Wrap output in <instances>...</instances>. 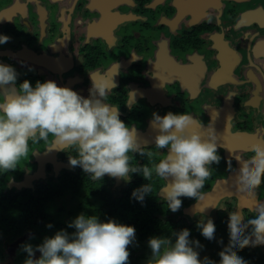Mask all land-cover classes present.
Listing matches in <instances>:
<instances>
[{
  "label": "flooded vegetation",
  "instance_id": "1",
  "mask_svg": "<svg viewBox=\"0 0 264 264\" xmlns=\"http://www.w3.org/2000/svg\"><path fill=\"white\" fill-rule=\"evenodd\" d=\"M0 34L11 38L0 45V63L17 70V85L54 80L89 97L91 77L112 81L107 103L152 154L129 152L130 166L152 168L167 155L154 144V112L192 115L190 130L202 139L216 136L221 156L209 166L205 199L197 205L181 197L174 213L163 196L167 180L154 172L151 180L138 173L94 180L69 164L75 148L29 141V156L0 172V264H24L22 244L35 247L62 229L75 232L68 223L81 213L135 227L130 264H147L150 238L174 242L173 233L184 228L203 245L199 258L218 264L229 243V212L238 208L247 220L264 203V184L252 198L235 183L241 167L235 157L242 162L254 155V144H264V0H0ZM148 183L153 191L142 203L132 197ZM209 218L214 240L197 228ZM236 251L256 264L264 245Z\"/></svg>",
  "mask_w": 264,
  "mask_h": 264
},
{
  "label": "clouds",
  "instance_id": "2",
  "mask_svg": "<svg viewBox=\"0 0 264 264\" xmlns=\"http://www.w3.org/2000/svg\"><path fill=\"white\" fill-rule=\"evenodd\" d=\"M10 39L0 34V45ZM91 79L90 95L83 97L54 80H38L33 86L26 79L17 85V70L0 63V172L15 170L21 159L29 156V141H44L48 149L75 148L76 155L69 154V164L81 167L94 180L105 175L127 180L131 173L151 180L154 172L167 180L163 196L174 213L182 207L181 197L194 198L200 204L207 195L202 189L212 177L209 166L221 160L216 136L202 139L198 131L190 130L195 120L186 112L169 111L163 116L154 112L151 123L158 129L154 144L157 149H166L167 155L152 168L130 166L129 152L152 154L142 151L136 128L129 127L120 119L119 109L107 103L108 92L115 88L112 81L110 85L103 79ZM252 151L254 155L242 162L235 157L241 163L235 183L237 191L255 198L264 184V144H254ZM152 191L148 183L135 189L132 197L142 203ZM254 212V218L247 220L238 208L229 212V243L219 252L218 264H247L236 249L264 245V203ZM68 227L75 232L62 229L35 247L22 244L21 250L27 253L24 264H130L129 246L136 240L134 226L115 220L101 222L96 216L81 213ZM197 228L206 239L216 238L212 219L200 220ZM173 235L174 242L169 237L149 239L147 264H217L207 256L199 258L197 249L203 245L190 238L189 229ZM36 251L41 253L39 258H34Z\"/></svg>",
  "mask_w": 264,
  "mask_h": 264
},
{
  "label": "trees",
  "instance_id": "3",
  "mask_svg": "<svg viewBox=\"0 0 264 264\" xmlns=\"http://www.w3.org/2000/svg\"><path fill=\"white\" fill-rule=\"evenodd\" d=\"M254 260L256 264H264V255L259 254V256L254 257Z\"/></svg>",
  "mask_w": 264,
  "mask_h": 264
}]
</instances>
